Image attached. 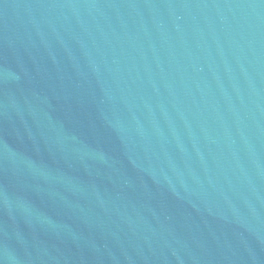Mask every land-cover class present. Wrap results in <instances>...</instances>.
Listing matches in <instances>:
<instances>
[{"label": "water", "instance_id": "water-1", "mask_svg": "<svg viewBox=\"0 0 264 264\" xmlns=\"http://www.w3.org/2000/svg\"><path fill=\"white\" fill-rule=\"evenodd\" d=\"M0 264H264V0H0Z\"/></svg>", "mask_w": 264, "mask_h": 264}]
</instances>
